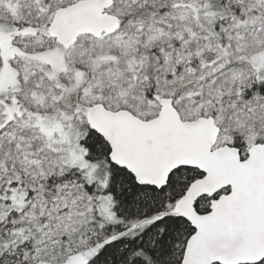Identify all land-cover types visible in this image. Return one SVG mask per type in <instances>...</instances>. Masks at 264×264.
I'll list each match as a JSON object with an SVG mask.
<instances>
[{
	"label": "snow or ice",
	"instance_id": "6c2138e0",
	"mask_svg": "<svg viewBox=\"0 0 264 264\" xmlns=\"http://www.w3.org/2000/svg\"><path fill=\"white\" fill-rule=\"evenodd\" d=\"M0 264H264V0H0Z\"/></svg>",
	"mask_w": 264,
	"mask_h": 264
}]
</instances>
